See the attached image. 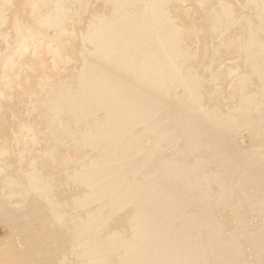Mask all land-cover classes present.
I'll list each match as a JSON object with an SVG mask.
<instances>
[{
  "label": "bare ground",
  "instance_id": "1",
  "mask_svg": "<svg viewBox=\"0 0 264 264\" xmlns=\"http://www.w3.org/2000/svg\"><path fill=\"white\" fill-rule=\"evenodd\" d=\"M0 264H264V0H0Z\"/></svg>",
  "mask_w": 264,
  "mask_h": 264
},
{
  "label": "rangeland",
  "instance_id": "2",
  "mask_svg": "<svg viewBox=\"0 0 264 264\" xmlns=\"http://www.w3.org/2000/svg\"><path fill=\"white\" fill-rule=\"evenodd\" d=\"M3 234V231H2V229H1V227H0V235H2Z\"/></svg>",
  "mask_w": 264,
  "mask_h": 264
}]
</instances>
